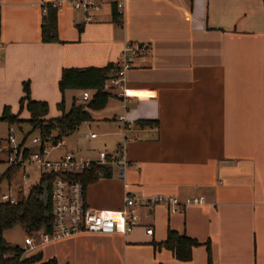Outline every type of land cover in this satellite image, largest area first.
I'll use <instances>...</instances> for the list:
<instances>
[{
    "label": "crops",
    "instance_id": "obj_1",
    "mask_svg": "<svg viewBox=\"0 0 264 264\" xmlns=\"http://www.w3.org/2000/svg\"><path fill=\"white\" fill-rule=\"evenodd\" d=\"M51 1L0 0V111L18 104L23 82L30 98L45 101L49 110L64 101L62 68L115 65L126 42H145L147 49L125 73L127 94L109 90L106 104L90 111L92 120L73 130L89 128L95 137L87 139L95 143L81 151L79 140H63L64 147L91 158L122 146L123 173L116 161L105 164L109 174L85 185L84 201L117 210L124 194L132 195L138 225L125 234L83 232L49 241L42 259L207 264V243L210 264H264L262 0H125L120 23L112 20L109 1L86 20L85 12L62 0L57 41L43 42L41 7ZM156 195L175 197L180 205L171 211L151 203ZM192 196L203 201L181 204ZM168 229L200 242L188 260L154 246Z\"/></svg>",
    "mask_w": 264,
    "mask_h": 264
},
{
    "label": "built area",
    "instance_id": "obj_2",
    "mask_svg": "<svg viewBox=\"0 0 264 264\" xmlns=\"http://www.w3.org/2000/svg\"><path fill=\"white\" fill-rule=\"evenodd\" d=\"M62 0L51 1L50 4L56 9ZM74 9L82 10L86 13V20L91 18L90 11L96 10L103 2L112 3L118 13V19L122 18V6L125 0H64ZM264 7V0H262ZM42 15L45 13V7H41ZM1 48V46H0ZM147 49V43L126 42L124 43L119 57L106 80L107 87L113 89L114 94L121 97L127 94L125 88V73L133 66V59L138 54H144ZM90 97V91L84 89L81 91L79 100L86 101ZM118 120H123L119 115ZM155 126V125H153ZM155 128V127H154ZM91 138L95 133H90ZM14 140V131L11 124L7 127L6 136L0 141V162L7 166L24 167L33 164L48 172L56 173L49 190V199L51 205L52 228L50 231L38 229L27 234L25 244L22 246V255L26 252L35 251L40 245L52 240H57L69 235L89 232V233H113L119 232L125 234L133 227L138 225L134 206L137 204V198L124 194L123 207L117 210L94 209L85 204L84 187L79 179L69 177V174L80 173L93 165H105L109 162L119 164V174L124 170L125 160L123 157L122 146L117 145L112 154L104 150L97 152L95 158L86 155L77 154L73 149L64 147L62 138H54L51 133L42 139L38 134L31 138L30 145L36 146L35 150H29L23 142L12 144ZM64 147L61 154L51 157V154L57 148ZM27 150V152H25ZM26 174H22V184H27ZM0 200L7 201L10 204L15 203L16 199L8 191L0 193ZM201 196H192L185 199L181 204L201 203ZM151 203L161 202L169 206L171 211H176L180 205L175 197L156 195L151 197ZM146 234H151V227L145 228Z\"/></svg>",
    "mask_w": 264,
    "mask_h": 264
},
{
    "label": "trees",
    "instance_id": "obj_3",
    "mask_svg": "<svg viewBox=\"0 0 264 264\" xmlns=\"http://www.w3.org/2000/svg\"><path fill=\"white\" fill-rule=\"evenodd\" d=\"M44 7L45 13L42 15L40 23L41 40L54 42L57 41L56 8L50 3H46ZM112 20L120 23L114 5H112ZM113 69L112 63H107L104 66L62 68L58 80L60 93L68 88L80 91L87 89L90 91V97L86 101H80L73 97L66 111L61 99L56 104L59 114L53 117H47L48 105L45 101L30 98L28 84L23 82L17 112L12 113L9 107L5 105L0 113V120L5 121L8 125H18L20 122L26 121L31 127L30 130L37 129L42 139L51 133L54 138H62L75 130L80 123L92 120L91 110L100 109L106 104L111 95L107 89L106 80ZM22 109L27 111V118L19 117V112ZM144 122L149 123V121ZM17 169V166H7L0 174V180L6 178L10 182ZM108 174L109 167L93 165L80 173L69 174V177L79 179L85 188L89 182ZM55 176L56 173L53 172L42 174L37 183L29 186L26 195L16 199L13 204L0 200V264H56L53 257L43 260L40 251L22 255L21 246L8 242L3 237V232L15 223H19L27 234L38 229L51 230L49 190ZM44 193L46 194L45 197L42 196ZM199 244L200 242L195 238L168 229L165 239L154 243V246L170 250L174 258L178 260H188L191 248ZM204 244L207 251V264H210L208 244Z\"/></svg>",
    "mask_w": 264,
    "mask_h": 264
},
{
    "label": "rangeland",
    "instance_id": "obj_4",
    "mask_svg": "<svg viewBox=\"0 0 264 264\" xmlns=\"http://www.w3.org/2000/svg\"><path fill=\"white\" fill-rule=\"evenodd\" d=\"M107 89L113 90L110 88H107ZM79 95H80V91L78 89L68 88V89H65L63 91V99H64L63 104H64V110L65 111L68 110L72 98L73 97L78 98ZM6 106H8V105H6ZM9 109L12 113L17 112V110H18L17 102H16V105L13 107V109H12V107L11 108L9 107ZM1 111H2V109H1ZM1 111H0V113H1ZM57 112L58 111H57L55 105L49 106L48 116H54L57 114ZM19 117L27 118L28 117L27 111L25 109H22L19 112ZM11 126L13 127V131H14V140H13L12 144H17V143H20L24 140V142H23L24 145L29 146L32 150L36 149V146L30 145V140L32 137L38 135L39 132L37 129L30 130L31 127L29 126V124L26 121H22L18 125L17 124H11ZM7 127H8V124L5 121L0 120V140L6 136ZM89 132H90L89 128L86 129L84 126H81V127H79V129L76 132L73 131L68 137H66L63 140L65 142H67V141L70 142V144H72V145L76 141V139L79 140L78 147L80 148L81 151H84V149L87 148L88 146H90V144L95 143V141H92V140L88 141L87 135L89 134ZM57 150H59V149L57 148L53 152H56ZM6 167H7V165H5V163L0 162V174L3 172V170ZM23 173L26 174L25 178L27 180V184H22V180H23L22 174ZM45 173H48V170L41 169V168H39L33 164H29V165H26L24 167H19L17 169V172L14 175V177L10 180V183H12V185H11L12 186V188H11L12 197H14L15 199H19L22 196L26 195L29 186L37 183L40 179V176L42 174H45ZM7 182L8 181L6 178H2L0 180V193L3 191H6ZM19 186L22 187L21 191H18ZM42 196L45 197L46 194L44 193ZM3 237L8 242H11L13 244H17V245L22 247L25 244V240L27 239V233L20 226L19 223H15L10 228L6 229L3 232ZM47 246L43 247V250H45ZM38 249L41 250V253H42V245H40L35 251H38ZM35 251H32V252H35ZM32 252H26L24 255H28Z\"/></svg>",
    "mask_w": 264,
    "mask_h": 264
}]
</instances>
